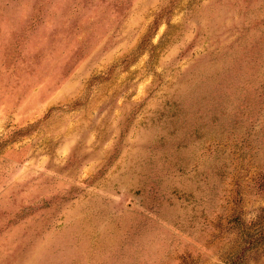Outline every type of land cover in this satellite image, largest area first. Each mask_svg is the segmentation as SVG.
I'll return each instance as SVG.
<instances>
[{
    "label": "rangeland",
    "instance_id": "1",
    "mask_svg": "<svg viewBox=\"0 0 264 264\" xmlns=\"http://www.w3.org/2000/svg\"><path fill=\"white\" fill-rule=\"evenodd\" d=\"M263 239L264 0H0V264Z\"/></svg>",
    "mask_w": 264,
    "mask_h": 264
},
{
    "label": "trees",
    "instance_id": "2",
    "mask_svg": "<svg viewBox=\"0 0 264 264\" xmlns=\"http://www.w3.org/2000/svg\"><path fill=\"white\" fill-rule=\"evenodd\" d=\"M263 236V235H262ZM263 241H264V239H263ZM248 248H243L242 250H241V253H245V251L247 250Z\"/></svg>",
    "mask_w": 264,
    "mask_h": 264
}]
</instances>
